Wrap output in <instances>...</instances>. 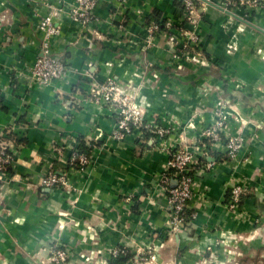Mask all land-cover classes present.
<instances>
[{
    "label": "crops",
    "instance_id": "0c3cea01",
    "mask_svg": "<svg viewBox=\"0 0 264 264\" xmlns=\"http://www.w3.org/2000/svg\"><path fill=\"white\" fill-rule=\"evenodd\" d=\"M178 1L98 0L100 23L88 27L58 14L52 50L72 70L68 81L44 87L30 68L41 55L39 21L48 6L0 0V146L16 152L0 176V264H46L52 245L75 252L70 264H110L118 247L134 254L129 264H264V7L202 9L209 58L202 68L179 70L182 60H174L166 37L148 30L155 18L176 19ZM90 75L136 92L144 123L157 121L169 133L138 127L123 141L113 138L116 113L88 99ZM214 109L244 144L234 160L216 161L201 177L207 197L192 202L197 219L170 231L160 190L167 146L192 149ZM80 138L92 146L85 172L67 167ZM65 170L70 186L40 184ZM235 178L250 186L239 218L226 204ZM149 248L156 261L144 263L136 252Z\"/></svg>",
    "mask_w": 264,
    "mask_h": 264
},
{
    "label": "built area",
    "instance_id": "2783aa9c",
    "mask_svg": "<svg viewBox=\"0 0 264 264\" xmlns=\"http://www.w3.org/2000/svg\"><path fill=\"white\" fill-rule=\"evenodd\" d=\"M42 1L48 6L49 13L39 21V29L42 32L41 55L36 58L30 69L37 81L45 87L57 82L68 81L72 70L65 60L52 50L53 37L61 33V25L58 23L57 15L65 13L85 27L100 23V20L96 15L98 0ZM123 1L126 2L127 0ZM182 1L184 5L181 13L176 19L168 18L166 30L163 31L174 60L192 55L190 49L195 46L198 47L201 43L202 37L199 35V31H196L195 26L199 12L202 9L205 10L210 4L220 6L227 13L233 12L237 8H244L249 12L264 7V0ZM148 30L150 36L153 37V32H160L159 23L154 22ZM89 67L92 65L89 64L87 68ZM90 77L88 99L101 107H109L116 113V121L111 132L113 138L123 141L138 127H146L162 137L169 133L170 130L161 126L157 121L144 123V112L139 103V97L129 87L111 76L100 81L95 77L94 79L92 75ZM218 110L214 121L203 129L199 141L192 149L175 145L167 146L170 155L167 161L168 171L161 176L160 190L165 194L167 201L168 228L170 231H179L197 219L198 210L192 206V202L194 199L201 198L204 200V197H207V192H202L198 188V183L204 173L214 167L216 163L212 153L223 151L234 160L244 144L241 136L228 133L223 111ZM15 153L14 149H10L9 144L0 146V176L10 171L14 163ZM90 156L81 152L77 148L76 142H72L71 152L67 160L68 170L85 172L91 164ZM68 170L52 171L42 177L40 184L48 188L68 187L70 186ZM174 180L176 184L172 185ZM249 187V183L242 178H235L229 184V198L226 204L230 212L237 218L244 214L243 201ZM127 251L128 249L125 247H118L113 250L112 256L125 255ZM69 257L70 249L62 248L55 251L53 260L60 263ZM154 257L155 255H153Z\"/></svg>",
    "mask_w": 264,
    "mask_h": 264
},
{
    "label": "rangeland",
    "instance_id": "374dc122",
    "mask_svg": "<svg viewBox=\"0 0 264 264\" xmlns=\"http://www.w3.org/2000/svg\"><path fill=\"white\" fill-rule=\"evenodd\" d=\"M206 10H203V11H206ZM201 11L199 12L198 21L196 22V26H195L196 27L195 28L196 31L197 30L199 31V29H200V22H201V19H202ZM243 26L245 27V24H243ZM199 35H200V31H199ZM231 47H232V49H235L234 45H232ZM236 47H238V45H236ZM190 53L192 55L186 56L185 58H181V59L178 60V61L182 60V62L179 63V65H178V69L179 70L184 69L187 66L188 63H191L193 65L199 66L198 68H202L204 66L203 64L206 63V60H205L206 57L204 55L205 51L203 50L202 43H200L198 47L197 46L192 47L190 49ZM219 98H225V97L219 96ZM221 100L225 101V99H221ZM223 105L227 106L228 102L224 103ZM211 112L214 113L215 116H216V113L219 112V110L218 109H214ZM62 248H66V247L65 246H58V245H52L51 247H49L48 251H47V254L45 256L46 260H44V262H46V264H70L72 259L76 256L75 252L73 250H71V249H70V257L68 259H66L65 261H61L60 263H56L53 260V255H54L55 251L57 249H62ZM136 253L138 254V257L140 258V260L142 262L144 261V263L145 262H151L152 263V262L156 261V258L155 257L153 258V255H154L153 254L154 253L153 249H150V248L149 249H145V250L143 249V250H141L139 252H136ZM132 259H134V254H133V258ZM132 259L127 261V264H129Z\"/></svg>",
    "mask_w": 264,
    "mask_h": 264
},
{
    "label": "trees",
    "instance_id": "16d2710c",
    "mask_svg": "<svg viewBox=\"0 0 264 264\" xmlns=\"http://www.w3.org/2000/svg\"><path fill=\"white\" fill-rule=\"evenodd\" d=\"M217 1V0H216ZM183 1L180 0L178 1V6L180 9L179 14L181 13L182 9H183ZM156 22L159 23L160 25V32L163 34V31L166 30V19H158L155 18ZM205 57L209 58L208 53H204ZM224 137V136H223ZM225 141V140H224ZM77 148L80 149L81 152L87 153L88 155H91L92 152V146L87 145L85 140H83L82 138L79 139V142L77 143ZM213 157L215 158L216 161H223V160H232L231 157L224 153L223 151H215L212 153ZM246 197V195L244 196V198ZM228 198H229V194H228ZM133 258V253H131L129 250L127 251V253L125 255L119 254L116 256H111L110 257V264H126L127 261H129L130 259Z\"/></svg>",
    "mask_w": 264,
    "mask_h": 264
},
{
    "label": "water",
    "instance_id": "95a60500",
    "mask_svg": "<svg viewBox=\"0 0 264 264\" xmlns=\"http://www.w3.org/2000/svg\"><path fill=\"white\" fill-rule=\"evenodd\" d=\"M229 13H232V12H229Z\"/></svg>",
    "mask_w": 264,
    "mask_h": 264
}]
</instances>
